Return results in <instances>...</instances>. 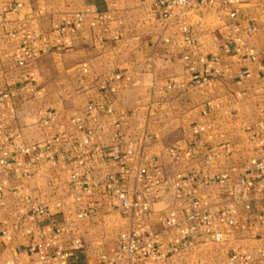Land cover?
I'll list each match as a JSON object with an SVG mask.
<instances>
[{"label": "crops", "instance_id": "obj_1", "mask_svg": "<svg viewBox=\"0 0 264 264\" xmlns=\"http://www.w3.org/2000/svg\"><path fill=\"white\" fill-rule=\"evenodd\" d=\"M214 1L0 0V264H264V0Z\"/></svg>", "mask_w": 264, "mask_h": 264}, {"label": "built area", "instance_id": "obj_2", "mask_svg": "<svg viewBox=\"0 0 264 264\" xmlns=\"http://www.w3.org/2000/svg\"><path fill=\"white\" fill-rule=\"evenodd\" d=\"M144 1H148L149 4L155 10H159V9L167 10L164 13L165 17H172L173 11L175 9L185 10V9H189L192 7V0H144ZM214 4H215L214 0H208V2H207L208 6H213ZM229 15L231 18L236 17V14L234 12H231ZM256 30H257L256 28H253L251 32H254ZM12 36H14V35H12ZM30 40H31V35H22L21 45L24 48L25 56H30V49H29ZM225 52L229 53L230 49H226ZM258 52H259V55L263 54L264 53V47L262 49L258 50ZM256 58H257V55L253 57V59H256ZM20 65H24V63L21 61ZM243 74H244V76H247V77L250 76V73L248 71H245ZM208 80L209 79L207 77H204L201 80L194 81V85H198V84L206 82ZM6 97H7V95L1 93L0 100H4ZM172 155L175 156L176 158H178V154L176 151H172ZM122 161H123L122 164L124 165L125 159H123ZM259 166L261 169H263L264 161H262V163ZM146 172L147 171L145 169L141 170V173H143V174H146ZM188 181L192 183V182H194V179L192 177H190V179ZM219 182L223 183L224 180H219ZM240 183H241V185L244 186V189L246 191H249V186L246 184V181L244 179H242ZM159 185H160V181H158V180L153 181V183L150 185V187H148V192L151 190L152 187L159 186ZM118 192L119 191H117V193ZM136 206H138V204L136 202H131L129 200V198L125 197L123 199L124 210H129V209L136 207ZM144 208L145 209L148 208V203L144 204ZM44 212H45V209H43V208H38L36 210L37 214H44ZM197 218H200L203 220L208 219V217L206 215L201 214L199 204L194 203L193 204V213L189 217V220H195ZM224 221H225V216L223 215L221 217V222H224ZM229 223L233 224V221H230ZM213 240L216 242H220L221 236L215 235V237H213ZM120 241H121L120 254L115 257L114 264H139V262H138L139 258L142 259V264H160L161 262L168 260L169 258H171L172 256H174L180 252L188 251L189 249H191L195 245L194 242H188V243H184L180 247H170V248H167L163 251H159L155 247L152 239L146 238L144 240L143 245L141 247H138L136 237L131 232H126V231L121 233ZM35 249L36 248L32 247L33 251ZM52 255L56 256V257L65 256L67 258H72V257L76 256V254L73 251L67 252V253H63L61 251H55ZM48 257H49L48 255H44V256H42L41 259L46 261L48 259ZM232 260H239V261H243L244 264H251L250 262L245 261V259H244V257H242V255L233 256Z\"/></svg>", "mask_w": 264, "mask_h": 264}, {"label": "rangeland", "instance_id": "obj_3", "mask_svg": "<svg viewBox=\"0 0 264 264\" xmlns=\"http://www.w3.org/2000/svg\"><path fill=\"white\" fill-rule=\"evenodd\" d=\"M261 163H262V162H261ZM261 163H260V164H261ZM260 164H259V165H260ZM259 170L264 172V166H263V169H261L260 166H259Z\"/></svg>", "mask_w": 264, "mask_h": 264}]
</instances>
